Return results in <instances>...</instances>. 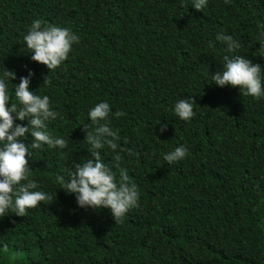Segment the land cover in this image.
<instances>
[{
	"label": "trees",
	"instance_id": "1",
	"mask_svg": "<svg viewBox=\"0 0 264 264\" xmlns=\"http://www.w3.org/2000/svg\"><path fill=\"white\" fill-rule=\"evenodd\" d=\"M190 3L0 0V64L15 72L9 83L30 68L29 89L48 95L58 113L47 129L68 141L29 149V178L53 198L22 216L0 215V264H264V97L208 81L225 54L218 31L264 67L254 40L264 0H207L202 10ZM34 18L79 37L53 69L24 48ZM188 96L195 115L185 121L171 105ZM100 100L124 113L109 114L123 150L105 146L101 154L110 162L120 152L139 193L118 221L107 208L78 207L57 180L90 156L82 124ZM181 143L186 155L165 162L163 153Z\"/></svg>",
	"mask_w": 264,
	"mask_h": 264
},
{
	"label": "clouds",
	"instance_id": "2",
	"mask_svg": "<svg viewBox=\"0 0 264 264\" xmlns=\"http://www.w3.org/2000/svg\"><path fill=\"white\" fill-rule=\"evenodd\" d=\"M190 4L194 9L202 10L207 0H191ZM22 40L24 48L31 53L29 58L43 63L50 70L66 59L79 37L68 27L51 23L42 26L41 19L34 18L26 25ZM254 40L264 48V22H259ZM214 41L222 45L225 54L221 66L208 73V81L217 86H238L241 94L253 99L264 97L262 64L240 54L241 41L231 34L218 31ZM212 45L213 41H209V46ZM24 67L26 74L20 75L19 82L15 84L9 83L15 72L3 65L0 67V215L14 213L22 216L39 201L52 200L48 192L41 190L37 182L29 178V149H39L43 145L63 149L68 142L47 129L46 122L56 118L58 113L50 107L48 95L29 89L33 73L26 65ZM47 75L43 82H46ZM193 104L192 96L179 98L171 105V110L178 118L187 121L195 115ZM110 113L112 117L124 115L119 109L111 111L107 100H100L89 107V123H83L82 127L90 156L78 162L73 160L66 167V174L58 176L57 180L59 188L74 196L78 207L107 208L113 219L118 221L137 204L139 193L137 185L130 180L127 167L120 164V152L115 151L110 162H106L101 154L100 150L105 146L123 150V146L118 144L121 140L118 130L110 126ZM25 119L27 123L18 122ZM165 127L162 124L160 130ZM29 137L30 142H26ZM187 152L185 144H177L163 153V160L171 163L182 159ZM3 246L0 242V247Z\"/></svg>",
	"mask_w": 264,
	"mask_h": 264
}]
</instances>
